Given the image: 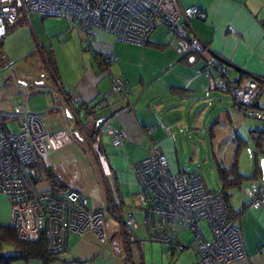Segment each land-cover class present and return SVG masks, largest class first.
I'll use <instances>...</instances> for the list:
<instances>
[{"label":"crops","instance_id":"crops-1","mask_svg":"<svg viewBox=\"0 0 264 264\" xmlns=\"http://www.w3.org/2000/svg\"><path fill=\"white\" fill-rule=\"evenodd\" d=\"M179 2L203 11L202 17H190L191 27L209 50L228 62L230 80L258 77L251 107L264 113V0ZM3 26L0 109L21 105L40 114L49 130L64 128L72 136L69 143L41 159L42 167H34L37 186L80 189L90 207L103 209L107 235L99 241L89 231L68 232L64 249L52 260L16 258L7 264H194L191 235H184L187 229L176 232L183 246L176 251L149 240L143 224L135 220V207L143 212L129 165L148 155L154 145L169 170L187 172L179 149L195 147L196 142L208 146L217 166H235L234 175L239 177L237 184L219 182L213 188L225 191V203L236 217L245 250L227 264H264V254L257 250L264 243V201L255 208L248 204L257 187L264 194V119L241 115L226 92L208 87L198 57L178 53L173 35L162 25H156L141 45L119 42L101 29L93 31L88 44L68 17L33 11L25 16L18 13L13 24ZM103 53L115 56L107 68L122 77L126 98L110 89L108 74L99 62ZM30 55L38 64L25 61ZM127 103L130 109L125 108ZM114 128L124 131L118 145L110 141L109 129ZM92 141L106 157L109 180L94 159ZM129 200L132 204L136 200L137 206H129ZM7 203L0 193V224H8ZM116 213L121 220L129 213L135 222L124 226L123 236ZM198 226L208 238L205 221L199 220ZM11 252L12 246L0 244V253Z\"/></svg>","mask_w":264,"mask_h":264},{"label":"built area","instance_id":"built-area-1","mask_svg":"<svg viewBox=\"0 0 264 264\" xmlns=\"http://www.w3.org/2000/svg\"><path fill=\"white\" fill-rule=\"evenodd\" d=\"M30 11L68 16L88 44L93 31L101 29L119 42L141 45L156 25H162L175 38L178 53L199 58L208 87L228 90L233 106L241 114L264 119L263 111L251 107L258 77L228 80V62L209 50L191 27L190 17L204 14L193 4L182 5L179 0H0L2 24L11 25L18 13L25 16ZM204 50L208 51L206 56L202 55ZM114 59L112 53H103L99 62L108 74L110 89L126 98L127 86L122 77L107 68ZM125 108L131 105L127 103ZM109 134L111 143L118 145L124 131L114 128L109 129ZM71 139L66 129L49 130L40 114L21 105L0 109V193L8 202V225L20 239L34 241L43 237L45 249L54 254L64 249L68 232L89 231L99 241L107 237L103 209L90 207L80 189L70 185L60 189L37 186L33 163ZM89 144L102 175L109 180L111 170L105 155L96 142ZM261 147L264 151V138ZM129 167L138 182L142 224L149 240L177 251L183 246L176 232L189 230L194 264H227L245 254L236 217L230 214L222 192L206 188L199 173L169 170L165 156L154 145L148 155ZM263 201L262 187H257L248 204L255 208ZM116 216L123 236L124 226H134V219L129 213L122 220L117 213ZM199 220L205 221L208 238L200 231ZM257 250L264 254V243Z\"/></svg>","mask_w":264,"mask_h":264},{"label":"trees","instance_id":"trees-1","mask_svg":"<svg viewBox=\"0 0 264 264\" xmlns=\"http://www.w3.org/2000/svg\"><path fill=\"white\" fill-rule=\"evenodd\" d=\"M63 16H66V15H63ZM66 17H68V16H66ZM4 25H7V24H4ZM174 40H175V38H174ZM85 42L87 43V40H85ZM228 80L232 81L230 79H228ZM218 90H220V89H218ZM221 91H223V90H221ZM224 92H226L231 97V101H232V96L229 93V91L225 90ZM252 104H253V102H252ZM252 104H251V106H252ZM241 115L246 116L244 114H241ZM247 117H249V116H247ZM251 118H254V117H251ZM255 119H257V118H255ZM8 127L10 128V126H8ZM32 166L35 167V162L33 163ZM234 167L235 166H233V165H231L229 168L217 166L218 179L222 185L227 186L229 184H237L239 177L237 178V176L234 175V170H235ZM187 172H191V171H187ZM227 173H229L230 175L226 176ZM49 176H50V182L53 184V182H52V181H54V178L52 177L53 175H49ZM241 176H244V175H241ZM214 190L221 191L223 194V197L225 198L226 194H225V191L222 190V187H220L219 189H214ZM2 242L7 243L10 246H12L13 252L8 253V254L0 253V264H7L10 260L16 259V258L26 259V258H30V257H38L44 263L55 258L54 253H50L45 249L43 237H39L34 241L20 239V238L16 237L14 230L7 223L6 224H0V244Z\"/></svg>","mask_w":264,"mask_h":264},{"label":"rangeland","instance_id":"rangeland-1","mask_svg":"<svg viewBox=\"0 0 264 264\" xmlns=\"http://www.w3.org/2000/svg\"><path fill=\"white\" fill-rule=\"evenodd\" d=\"M36 59L37 58H35L34 55H30L25 58V61L30 60L29 63L34 64L37 63ZM41 61L43 62V59H41ZM179 152L180 153L178 154V157L180 161L182 160L181 164H183V168L187 171L199 173L206 188L213 189L219 186L220 181L217 178L218 177L217 165L210 158V150L208 149L207 145L203 146L201 143L196 142L195 147H191V146L184 147V149H179ZM82 159L83 162H86L84 157H82ZM87 166H89V164ZM40 167H42V162L40 158H37V160L35 161V168L39 169ZM229 175L230 174L227 173L226 176ZM127 202H130L129 206H137L136 200L134 201V204L131 203V200ZM134 218L139 225L140 223H142L141 210L137 209V207H135ZM8 219H9V206H8ZM200 225L202 228L203 223L200 222ZM189 234L192 236L189 230L188 232H184L185 237H187V235Z\"/></svg>","mask_w":264,"mask_h":264},{"label":"water","instance_id":"water-1","mask_svg":"<svg viewBox=\"0 0 264 264\" xmlns=\"http://www.w3.org/2000/svg\"><path fill=\"white\" fill-rule=\"evenodd\" d=\"M4 32V26L2 24V22L0 21V34H2ZM260 165L262 167V160H260Z\"/></svg>","mask_w":264,"mask_h":264}]
</instances>
